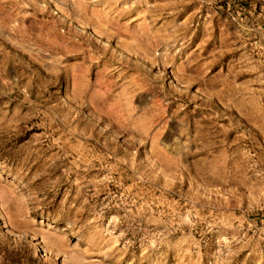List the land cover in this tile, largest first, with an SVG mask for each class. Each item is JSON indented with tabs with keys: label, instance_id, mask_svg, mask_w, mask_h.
I'll list each match as a JSON object with an SVG mask.
<instances>
[{
	"label": "rangeland",
	"instance_id": "374dc122",
	"mask_svg": "<svg viewBox=\"0 0 264 264\" xmlns=\"http://www.w3.org/2000/svg\"><path fill=\"white\" fill-rule=\"evenodd\" d=\"M0 264H264V0H0Z\"/></svg>",
	"mask_w": 264,
	"mask_h": 264
}]
</instances>
